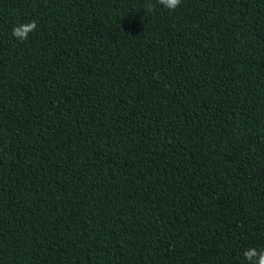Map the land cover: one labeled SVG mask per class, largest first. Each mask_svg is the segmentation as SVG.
Listing matches in <instances>:
<instances>
[{
    "label": "trees",
    "instance_id": "16d2710c",
    "mask_svg": "<svg viewBox=\"0 0 264 264\" xmlns=\"http://www.w3.org/2000/svg\"><path fill=\"white\" fill-rule=\"evenodd\" d=\"M253 247L264 0H0V264H248Z\"/></svg>",
    "mask_w": 264,
    "mask_h": 264
},
{
    "label": "clouds",
    "instance_id": "9594fccd",
    "mask_svg": "<svg viewBox=\"0 0 264 264\" xmlns=\"http://www.w3.org/2000/svg\"><path fill=\"white\" fill-rule=\"evenodd\" d=\"M165 9L175 10L181 3V0H157ZM147 11H152L153 5L151 3L145 5ZM37 28V21L35 19L21 23L13 27L12 36L25 41L28 39L29 33L35 31ZM244 258L248 264H264V249L248 248L243 252Z\"/></svg>",
    "mask_w": 264,
    "mask_h": 264
}]
</instances>
